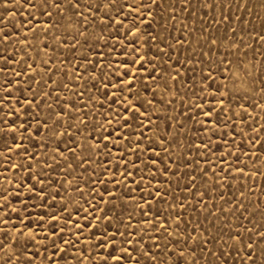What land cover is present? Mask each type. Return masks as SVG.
Returning a JSON list of instances; mask_svg holds the SVG:
<instances>
[{
	"label": "rangeland",
	"instance_id": "1",
	"mask_svg": "<svg viewBox=\"0 0 264 264\" xmlns=\"http://www.w3.org/2000/svg\"><path fill=\"white\" fill-rule=\"evenodd\" d=\"M0 264H264V0H0Z\"/></svg>",
	"mask_w": 264,
	"mask_h": 264
},
{
	"label": "snow or ice",
	"instance_id": "2",
	"mask_svg": "<svg viewBox=\"0 0 264 264\" xmlns=\"http://www.w3.org/2000/svg\"><path fill=\"white\" fill-rule=\"evenodd\" d=\"M56 6L59 7V4L57 3ZM129 7H131V5H129ZM221 103H223V101H221ZM133 107H135V106H133ZM248 247L251 248V245H249ZM250 259H251V258H250Z\"/></svg>",
	"mask_w": 264,
	"mask_h": 264
}]
</instances>
